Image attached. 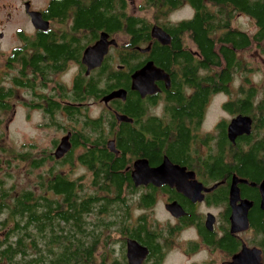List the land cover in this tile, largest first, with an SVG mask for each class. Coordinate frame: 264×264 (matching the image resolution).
<instances>
[{"label":"flooded vegetation","instance_id":"1","mask_svg":"<svg viewBox=\"0 0 264 264\" xmlns=\"http://www.w3.org/2000/svg\"><path fill=\"white\" fill-rule=\"evenodd\" d=\"M111 1L113 28L105 0H0V146L5 116L10 123L22 116L45 147L37 149L35 139L18 151L9 146L12 159L51 167L71 158L81 171L74 179L89 180L92 202L81 241L91 249L88 264H264V234L251 223L254 209L264 212V176L249 182L235 171L241 139L259 141L261 127L247 116L248 134L234 141L227 135L231 121L245 116L227 108L241 87L235 83L254 88L250 74L259 70L247 63L248 73L230 75L216 95L224 97L225 118L211 123L210 104L201 98L208 88L202 39L192 27H181L198 10L187 0ZM128 17L144 35L132 51ZM229 26L256 29L245 13H235ZM155 27L169 36L168 45L152 37ZM101 35L114 43L101 65L88 70L83 52ZM135 72L140 91L131 89ZM120 90L123 96L110 97ZM65 139L70 149L56 159ZM101 153L123 160V169L109 173L120 177L119 186L101 171L79 166V159ZM139 161L150 169L167 161L164 181L136 184ZM244 202L247 229L232 233L235 208Z\"/></svg>","mask_w":264,"mask_h":264},{"label":"trees","instance_id":"2","mask_svg":"<svg viewBox=\"0 0 264 264\" xmlns=\"http://www.w3.org/2000/svg\"><path fill=\"white\" fill-rule=\"evenodd\" d=\"M105 1V10L109 14L112 1ZM187 1L199 14L181 27H192L198 42L202 39L200 48L205 54L208 88L201 98L205 100L206 97L209 105L212 97L225 89L230 75L248 73V65L240 58V53L253 48L264 52V0ZM99 4H93L92 11L97 12ZM235 13H245L252 17L255 31L247 33L228 29ZM115 20L110 15L111 28ZM135 24L136 20L128 17V51L140 46L144 38V35L136 31ZM222 29L221 34L219 31ZM245 84L247 83H239L241 87L237 88V99L234 103L227 104V108L252 117L261 127L259 130L262 132V139L259 141L253 142L249 137L241 139L238 168L235 169L247 181L257 182L264 176V86L259 93L255 86L246 88L243 86ZM0 154L7 155L10 159L11 154L2 146ZM14 161L28 164L30 174L44 166L41 162L28 163L18 158ZM3 166L7 172L3 171ZM79 166L99 170L104 173V178L113 181L114 186H119L117 181L120 177L109 173L123 169V160L101 153L96 159L91 160L90 156L79 159ZM75 167L71 158L65 163H55L47 171L35 175L36 183L32 189L22 188L16 191L12 186H6L10 179L8 171L11 159L0 158V264L89 263L91 249L81 241L86 235L85 219L92 199L86 192L89 180H83L82 183L81 178L74 179L71 171H64ZM251 214L255 230L260 235L264 234V212L254 209Z\"/></svg>","mask_w":264,"mask_h":264},{"label":"rangeland","instance_id":"3","mask_svg":"<svg viewBox=\"0 0 264 264\" xmlns=\"http://www.w3.org/2000/svg\"><path fill=\"white\" fill-rule=\"evenodd\" d=\"M133 1L135 2L136 0ZM133 12L134 11H132V13ZM180 16H183V14H180ZM245 24L246 23L241 21L240 27H245ZM239 56L241 59H243L245 64L249 63L250 67H254L255 69L259 70L254 74H250V84L255 86L260 93L264 86V52H260L256 48H253L243 51ZM235 85L238 86V82L235 83ZM223 101V96L212 97L209 106L211 123L217 122L218 120H220V118H225V114H223L220 110V105ZM7 118L8 117L5 116V124L3 123L1 127L3 133L2 147L9 150V146H14L18 151L21 149L19 145L23 142H28L29 139L39 140L37 141V149L41 150L45 147V143L40 142L41 133L34 128L33 122L27 123L21 116L10 123V120L8 121ZM9 157L11 159V168L8 171V173L10 174V179L6 182V186H12L16 191H20L22 188L32 189L34 187L33 185L36 183L35 175L43 171L45 172L49 167V165L47 166L46 164H44L41 169L36 170L34 173L30 174L28 164L19 163L17 161H14L11 156ZM0 158L3 160H10L7 155L0 154ZM5 169L6 167L3 166V171ZM64 171H66V173L71 171V175L73 177H76L79 173H81V171L79 170H72L70 168H67ZM5 172L7 171L5 170Z\"/></svg>","mask_w":264,"mask_h":264},{"label":"water","instance_id":"4","mask_svg":"<svg viewBox=\"0 0 264 264\" xmlns=\"http://www.w3.org/2000/svg\"><path fill=\"white\" fill-rule=\"evenodd\" d=\"M152 37L156 40H158L163 45H168L170 42V38L167 34H165L163 31H161L159 28H154L152 30ZM114 43V41L110 42ZM107 43V35H101L99 38V41L95 43L92 47L84 51L83 53V64L87 66V69H95L98 68L101 65V62L103 60V57L106 55V51L108 48ZM147 67H152L151 64H148ZM139 74L137 72L133 73L131 75V89L135 91H140L138 87L139 85ZM124 90L117 91L113 93L110 97H118L120 94L122 96L124 95ZM252 121L247 116H237L235 119H233L228 127V137L230 141H234V139L237 136L248 134L250 131ZM110 149L113 151V145H109ZM70 149L69 144L67 143V139L63 141V143L60 144L58 147L55 157L56 159H60L67 151ZM135 172L138 173V175H134L133 180L136 184H142L146 182H162L164 181L165 177L162 176V171H164L169 165L167 161H165L160 168L158 169H150L147 164L144 161H139L134 163ZM144 172V173H143ZM141 173V174H140ZM144 174V175H142ZM142 175V176H141ZM167 179V178H166ZM236 181V179H234ZM235 183V182H234ZM243 184H247V181H241ZM251 186H254L252 184ZM260 191H261V203L260 208L264 210V179L262 183L260 184ZM235 197H238V191L235 190ZM249 209V203H240L239 206L235 208L234 216L232 218L231 222V232L237 233L240 231H244L247 229V212ZM130 254V253H129ZM252 264V263H250Z\"/></svg>","mask_w":264,"mask_h":264}]
</instances>
